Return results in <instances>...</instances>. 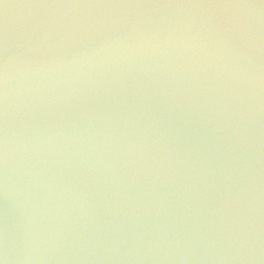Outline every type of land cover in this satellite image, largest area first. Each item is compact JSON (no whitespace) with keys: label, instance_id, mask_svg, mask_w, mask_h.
<instances>
[{"label":"water","instance_id":"1","mask_svg":"<svg viewBox=\"0 0 264 264\" xmlns=\"http://www.w3.org/2000/svg\"><path fill=\"white\" fill-rule=\"evenodd\" d=\"M3 264H264V0H0Z\"/></svg>","mask_w":264,"mask_h":264},{"label":"clouds","instance_id":"2","mask_svg":"<svg viewBox=\"0 0 264 264\" xmlns=\"http://www.w3.org/2000/svg\"><path fill=\"white\" fill-rule=\"evenodd\" d=\"M0 264H3V261H0Z\"/></svg>","mask_w":264,"mask_h":264}]
</instances>
